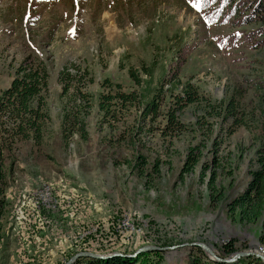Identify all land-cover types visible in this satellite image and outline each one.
<instances>
[{
	"label": "rangeland",
	"instance_id": "1",
	"mask_svg": "<svg viewBox=\"0 0 264 264\" xmlns=\"http://www.w3.org/2000/svg\"><path fill=\"white\" fill-rule=\"evenodd\" d=\"M250 1L220 8L222 0H211L197 11L196 0H0V89L25 58L43 61L49 72L41 140H19L5 160L0 264H64L79 251L133 257L153 250L161 260L151 255L148 264H189L200 252L209 258L196 243L221 258L230 257L219 255L230 242L236 251L264 254L263 223H241L226 207L246 185L263 141L256 84L264 76V21L241 20ZM181 62L182 82L189 79L211 102L234 96L246 125L217 122L202 104L184 108L185 130L175 136L160 134L162 118L139 119L138 105L117 111L118 120L103 117L98 100L105 80L140 90L128 68L154 64L152 78L141 76L153 87ZM65 66L86 77L92 106L83 117L85 136L62 132L65 110L75 115L74 87L60 94L58 72ZM195 145L200 163L182 174ZM139 154L145 175L131 167ZM142 246L157 249L137 252Z\"/></svg>",
	"mask_w": 264,
	"mask_h": 264
},
{
	"label": "trees",
	"instance_id": "2",
	"mask_svg": "<svg viewBox=\"0 0 264 264\" xmlns=\"http://www.w3.org/2000/svg\"><path fill=\"white\" fill-rule=\"evenodd\" d=\"M213 2L204 0L202 9ZM230 2L231 0H222L220 8L226 7ZM250 2H252L251 5H249ZM250 2L243 5L245 9L248 8L249 13L242 16L241 20L247 24L252 19L264 21V0H252ZM234 8L235 4L231 10L234 11ZM214 16L213 12L210 11L208 19L210 21L215 20ZM180 61H184V58ZM182 63L171 69L169 77L163 78L158 85L153 87L144 85L146 80L141 76L145 75L152 78L154 64L152 66L142 65L141 71L129 67L128 75L135 85L141 87L140 90L124 91L121 84H112L109 80H105L102 84L105 91L100 93L98 100V108L103 113V117L118 120L119 118H115L117 111L128 110L130 107L138 105L141 110L138 115L139 119L155 121L162 118L165 122L158 128L160 134L175 136L185 130L184 124L179 119L184 108L190 104H202L203 112L207 117H211L217 122H225L229 119L234 128L246 125L244 118L239 115L241 110H239L238 101L234 96H230L227 102L223 100L216 103L211 102L210 99L200 94L198 88L189 79L182 82L179 78V69ZM262 77L257 82L256 89L259 100L264 103V76ZM48 80L49 72L43 61L25 58L16 67L10 84L4 89H0V196L4 191L5 160L11 153L13 145L19 140L32 139L36 143L41 140L42 127L49 118L44 97L48 88ZM72 80H75V85L72 84ZM87 80L91 81V78H87ZM58 81L61 85L60 94L62 96L74 87L71 91L73 97L69 96V102L75 110V115L71 116L70 111L65 110L62 118V132L68 136L73 131H79L81 135L85 136L83 117L92 106L91 96L84 90L86 77H76L65 66L58 72ZM72 119L73 121H71ZM68 122L71 123L70 127L66 125ZM141 130L142 127L139 128L138 132ZM199 147V145H195L189 148L180 171L182 174L193 171L200 163L202 151ZM145 166H147L146 158L140 154L137 155L134 166L131 165L140 175H145ZM158 166L157 159V163H154L152 168L157 170ZM248 176L249 179L242 191L230 197L226 201V207L239 222L254 223L261 221L264 226V131L263 141L255 151L254 167L248 170ZM213 179L210 182V188H213ZM218 195L220 197L222 194L219 193ZM235 251L236 248L230 242L223 245L219 255L225 257ZM200 253L201 256L191 257L189 264H264L263 260L252 255L241 257L236 262L224 263L206 258L203 252ZM151 255L158 260L160 252L153 250L138 253L133 257L118 255L107 258L81 257L75 261V264H148L146 259Z\"/></svg>",
	"mask_w": 264,
	"mask_h": 264
},
{
	"label": "water",
	"instance_id": "3",
	"mask_svg": "<svg viewBox=\"0 0 264 264\" xmlns=\"http://www.w3.org/2000/svg\"><path fill=\"white\" fill-rule=\"evenodd\" d=\"M196 244L198 246H200L209 255L210 259L218 261V262L232 263V262H235L238 258H240L242 256H249V255L258 257L264 261V255L261 254L260 252L256 251V250L236 251V252L232 253L230 255V257H228V258H221L207 245H205L203 243H196ZM152 249H157V248L153 247V246H142V247L138 248L137 252H140L143 250H152ZM111 255H121V254L112 253L109 255H101V254L92 253L90 251H79V252L75 253L74 255H72L64 264H73L77 259H79L81 257L105 258V257H109Z\"/></svg>",
	"mask_w": 264,
	"mask_h": 264
},
{
	"label": "snow or ice",
	"instance_id": "4",
	"mask_svg": "<svg viewBox=\"0 0 264 264\" xmlns=\"http://www.w3.org/2000/svg\"><path fill=\"white\" fill-rule=\"evenodd\" d=\"M204 0H196V2L193 4V7L196 8L197 11H199L203 5Z\"/></svg>",
	"mask_w": 264,
	"mask_h": 264
},
{
	"label": "bare ground",
	"instance_id": "5",
	"mask_svg": "<svg viewBox=\"0 0 264 264\" xmlns=\"http://www.w3.org/2000/svg\"><path fill=\"white\" fill-rule=\"evenodd\" d=\"M109 30L110 31L114 30V25L113 24L110 26V29Z\"/></svg>",
	"mask_w": 264,
	"mask_h": 264
},
{
	"label": "built area",
	"instance_id": "6",
	"mask_svg": "<svg viewBox=\"0 0 264 264\" xmlns=\"http://www.w3.org/2000/svg\"><path fill=\"white\" fill-rule=\"evenodd\" d=\"M264 255V254H263Z\"/></svg>",
	"mask_w": 264,
	"mask_h": 264
}]
</instances>
